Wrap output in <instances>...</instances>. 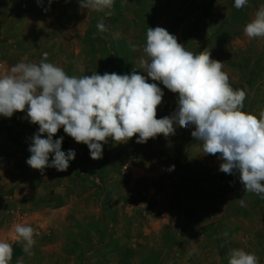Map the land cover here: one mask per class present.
Listing matches in <instances>:
<instances>
[{"label": "rangeland", "instance_id": "374dc122", "mask_svg": "<svg viewBox=\"0 0 264 264\" xmlns=\"http://www.w3.org/2000/svg\"><path fill=\"white\" fill-rule=\"evenodd\" d=\"M193 1L114 0L113 14L105 16L81 9L78 0H53L47 12L49 0L42 6L37 0H0V77L17 63H39L47 52V62L69 76L131 75L136 69L153 83L138 61L148 28L161 27L188 51L207 49L211 59L224 62L232 89L246 92L242 111L259 118L264 38L250 39L244 28L264 0H248L241 9L234 0H200L198 12ZM196 12L203 20L189 21ZM101 20L109 32L97 29ZM155 83L164 92L157 111L163 105L174 110L170 97L178 95ZM194 130H175L166 137V158L155 150L147 158L151 174L132 177L129 158L121 159L119 151L137 143L138 135L121 144L109 138L102 159L93 160L88 146L61 128L53 139L63 137L61 150L74 149L76 158L65 172L48 167L41 173L27 164L39 125L27 111L0 116V240L13 247L10 264H228L232 249L255 254L264 264V199L245 192L238 174L221 172L219 156L204 154ZM145 144L139 146L153 148ZM53 159L50 154L49 163ZM111 160L119 163L113 174ZM16 223L35 230L31 255L12 239Z\"/></svg>", "mask_w": 264, "mask_h": 264}, {"label": "clouds", "instance_id": "9594fccd", "mask_svg": "<svg viewBox=\"0 0 264 264\" xmlns=\"http://www.w3.org/2000/svg\"><path fill=\"white\" fill-rule=\"evenodd\" d=\"M52 2L49 0L46 12ZM247 2L234 0V7L241 9ZM78 3L81 9L105 16L113 14L114 0ZM37 4L42 6V0H37ZM97 29L101 33L110 31L103 20ZM244 34L250 39L264 38V5L245 26ZM113 35L118 38L120 33ZM130 47L137 51L136 45ZM143 53L138 63L153 83L136 69L131 75L95 72L69 76L62 67L47 62V52L39 63H17L0 77V116L11 118L16 112L27 111L30 122L39 125L27 164L41 173L48 167L60 172L68 170L76 152L61 150L63 137L53 139L61 128L76 143L88 146L91 159L100 160L102 145L109 138L121 144L138 135L136 142L145 144L158 135L174 134V125L194 126L191 135L202 142L205 155L219 156V170L238 174L245 192L264 199V110L259 112V118L243 112L246 92L232 89L228 74L222 70L225 63L211 59L207 49L199 54L188 51L164 28H148ZM155 82L178 95V107L171 116L157 119L164 92ZM45 134L47 138H42ZM50 154H54L51 163ZM239 203L246 206L243 199ZM13 233L12 239L22 241L24 252L31 255L36 243L34 228L16 223ZM223 235L227 237L228 232ZM12 257V245L0 240V264H10ZM257 261L255 254L230 250L228 264Z\"/></svg>", "mask_w": 264, "mask_h": 264}, {"label": "crops", "instance_id": "0c3cea01", "mask_svg": "<svg viewBox=\"0 0 264 264\" xmlns=\"http://www.w3.org/2000/svg\"><path fill=\"white\" fill-rule=\"evenodd\" d=\"M219 2V1H218ZM193 4L196 8V11L198 12L199 8L201 7V4L202 2L200 0H196V1H193ZM195 13L196 15L194 17H190L189 21H192L194 22L195 20L198 19V16L201 20H203L202 16L200 15H197V14H201V13ZM216 18V17H215ZM166 97V96H165ZM171 102L174 101L175 103V109L174 110H166V105H163L162 109H159L157 111V119H161L163 117H166V116H171L176 110H177V107H178V104H177V100L178 98H171ZM168 108V106H167ZM174 128L175 130H180L184 127H180L179 125H174ZM189 128H191V126H189ZM132 140V139H130ZM152 142V143H151ZM140 144L139 143H132V144H129L127 145V148L124 150V149H121L119 151V157H121V159L124 160V158H126L128 160L129 158V161L130 162H127L126 163V167L128 168V173L130 176H136V174H139L138 172H142V173H145V175H150L151 174V171H152V168H151V163H149V161H151V158L149 160H147V158L149 157V155H151L152 153H154L155 150H159V153L164 157H165V152L167 151L168 149V144H166V137L161 134V135H158L157 137L153 138V139H150L148 140V142L145 144V145H153L152 149H148V148H141L139 146ZM7 148H10V146H7ZM0 149H5V145H1L0 144ZM12 150L13 149H16V148H11ZM145 156V158L143 157ZM144 158V159H143ZM142 159H143V168H140V166L142 165ZM119 160V158L117 159ZM163 161V160H162ZM154 162V161H153ZM117 164L119 163H115V161L111 160L109 162V165H108V170H109V173L113 174V173H116L117 170H115L116 166H118ZM159 165H161L160 163H158ZM48 233V232H47Z\"/></svg>", "mask_w": 264, "mask_h": 264}, {"label": "built area", "instance_id": "2783aa9c", "mask_svg": "<svg viewBox=\"0 0 264 264\" xmlns=\"http://www.w3.org/2000/svg\"><path fill=\"white\" fill-rule=\"evenodd\" d=\"M2 65H0V67H1Z\"/></svg>", "mask_w": 264, "mask_h": 264}]
</instances>
